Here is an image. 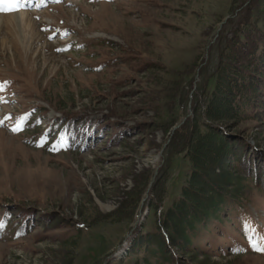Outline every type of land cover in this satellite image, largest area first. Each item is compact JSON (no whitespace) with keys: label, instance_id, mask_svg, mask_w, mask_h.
Segmentation results:
<instances>
[{"label":"rangeland","instance_id":"rangeland-1","mask_svg":"<svg viewBox=\"0 0 264 264\" xmlns=\"http://www.w3.org/2000/svg\"><path fill=\"white\" fill-rule=\"evenodd\" d=\"M244 1L25 0L0 11V264L142 256L129 246L152 227L156 179L163 170L168 206L186 173L181 156L169 155L173 132L192 115L188 99L201 73H212L219 36ZM19 13L28 30L8 18ZM62 117L90 124L62 131ZM230 131L264 151V121ZM146 171L133 214L116 216ZM245 193L249 221L232 218L236 227L203 254L211 264H264L253 247L264 248V191Z\"/></svg>","mask_w":264,"mask_h":264},{"label":"trees","instance_id":"trees-1","mask_svg":"<svg viewBox=\"0 0 264 264\" xmlns=\"http://www.w3.org/2000/svg\"><path fill=\"white\" fill-rule=\"evenodd\" d=\"M225 28L212 73L207 79L201 73L188 99L192 115L173 132L168 146L169 155L186 162L182 184L165 206L166 175L161 170L148 204L152 227L137 230L131 238L129 251H143L133 264H188V260L211 264L203 254L236 227L232 218L249 221L245 189L252 185L264 191V172L256 163L264 151L253 148L240 132L230 131L248 120L264 121V0H245ZM59 121L68 126L62 131L71 133L75 126L82 129L90 124L87 118ZM72 140L63 138L61 144L69 146ZM169 165L168 158L166 171ZM150 178L151 171L139 177L130 194L135 198L126 201L116 216L126 217L129 207L128 216L133 214ZM199 254L204 259L197 261Z\"/></svg>","mask_w":264,"mask_h":264},{"label":"snow or ice","instance_id":"snow-or-ice-1","mask_svg":"<svg viewBox=\"0 0 264 264\" xmlns=\"http://www.w3.org/2000/svg\"><path fill=\"white\" fill-rule=\"evenodd\" d=\"M25 6V0H0V11L3 12H11V11H18L22 9ZM18 129H13V131H16ZM254 250L256 251H264V248H256L255 246Z\"/></svg>","mask_w":264,"mask_h":264},{"label":"bare ground","instance_id":"bare-ground-1","mask_svg":"<svg viewBox=\"0 0 264 264\" xmlns=\"http://www.w3.org/2000/svg\"><path fill=\"white\" fill-rule=\"evenodd\" d=\"M27 13H19L18 15H12L8 18L12 19L15 23H18L22 28H27V30L32 27L31 21L27 18Z\"/></svg>","mask_w":264,"mask_h":264}]
</instances>
